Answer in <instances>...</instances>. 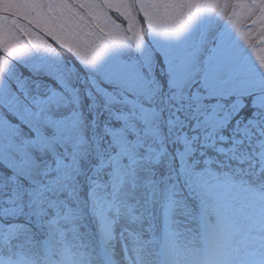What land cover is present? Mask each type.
Segmentation results:
<instances>
[{"label":"snow or ice","instance_id":"snow-or-ice-1","mask_svg":"<svg viewBox=\"0 0 264 264\" xmlns=\"http://www.w3.org/2000/svg\"><path fill=\"white\" fill-rule=\"evenodd\" d=\"M0 264H264V0H0Z\"/></svg>","mask_w":264,"mask_h":264}]
</instances>
